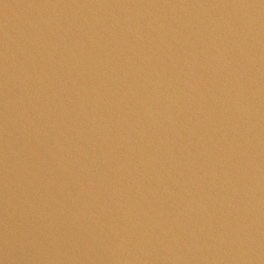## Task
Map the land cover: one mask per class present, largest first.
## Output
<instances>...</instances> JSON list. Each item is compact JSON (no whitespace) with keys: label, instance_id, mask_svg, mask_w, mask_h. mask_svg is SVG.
I'll list each match as a JSON object with an SVG mask.
<instances>
[{"label":"water","instance_id":"water-1","mask_svg":"<svg viewBox=\"0 0 264 264\" xmlns=\"http://www.w3.org/2000/svg\"><path fill=\"white\" fill-rule=\"evenodd\" d=\"M0 264H264V0H0Z\"/></svg>","mask_w":264,"mask_h":264}]
</instances>
